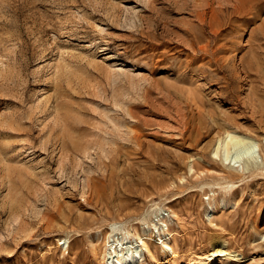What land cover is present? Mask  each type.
<instances>
[{"label": "rangeland", "instance_id": "374dc122", "mask_svg": "<svg viewBox=\"0 0 264 264\" xmlns=\"http://www.w3.org/2000/svg\"><path fill=\"white\" fill-rule=\"evenodd\" d=\"M263 72L264 0H0V264H264Z\"/></svg>", "mask_w": 264, "mask_h": 264}, {"label": "bare ground", "instance_id": "6f19581e", "mask_svg": "<svg viewBox=\"0 0 264 264\" xmlns=\"http://www.w3.org/2000/svg\"><path fill=\"white\" fill-rule=\"evenodd\" d=\"M224 131H225V136L219 137L218 143L213 151L214 155L218 156L220 154V151H222L224 159L229 160V162L233 161L234 163L239 160L247 159L246 162L247 164H249V161L255 160L256 155L254 150L257 147V145L254 141H252V139L250 140V138L244 136L243 133L240 134L239 132H236V130L226 129ZM230 149L231 150L233 149V151H231ZM230 174L232 173L230 172ZM227 204H231V202L227 201L226 204L222 202L220 206L219 205L211 206L212 208L206 211L207 217L210 218L211 216L214 215V213H216L218 210L220 211L222 208H224V205ZM143 235H146V233L143 232ZM138 236H139L138 238L142 241L143 240L142 234ZM172 239H174V237L172 238V233L167 232L165 233L164 239L161 242L162 245L161 252H162L163 260H165L164 264H169L170 261L172 264H185L184 258L182 256H178L179 254L176 253L177 249L175 250V247L172 244ZM142 243L143 245L146 246L150 256L154 257L155 247L151 249L148 246L147 242L142 241ZM110 246L113 248L112 252H114L115 258L113 259V257L111 256V252L108 253L107 256L105 255L106 256L104 262L105 264H140L142 262L143 253H141V250L137 246L131 247L129 245H126L124 251L116 248L115 241H112ZM208 247L210 248L211 251V253L208 254L209 256L206 257L198 256L197 258L198 260L194 264H208L209 263L208 259H213V257L219 256L221 258V257L229 256L230 254L231 255L236 254L228 247V243L224 239V237L222 238V237L212 236L208 241Z\"/></svg>", "mask_w": 264, "mask_h": 264}]
</instances>
